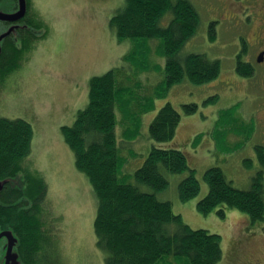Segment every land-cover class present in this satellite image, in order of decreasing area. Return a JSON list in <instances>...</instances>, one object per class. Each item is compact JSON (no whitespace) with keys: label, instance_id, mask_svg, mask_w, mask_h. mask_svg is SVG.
<instances>
[{"label":"rangeland","instance_id":"1","mask_svg":"<svg viewBox=\"0 0 264 264\" xmlns=\"http://www.w3.org/2000/svg\"><path fill=\"white\" fill-rule=\"evenodd\" d=\"M124 1L29 0L28 15L36 16L39 30L46 35L30 36L31 41L25 47L17 40L19 52L14 51L7 40H2L5 52L0 57V114L22 117L31 122L34 129L31 150L21 162L23 173L28 177L19 184L26 181L30 196L40 195L41 185L46 187L44 198L36 211L34 209L36 224L32 221L24 235L27 246L23 249L29 254L38 244L40 248L32 258L44 256V264H104L93 227L97 199L87 176L74 165L73 152L63 139L61 126L71 124L76 111L87 104L90 77L119 66L128 51L130 42L117 40L109 25L111 15ZM192 2L199 12L200 24L195 35L180 50V55L198 52L211 59L218 58L221 71L211 82L194 84L185 79L170 88L164 102L170 101L179 110L181 104L194 102L198 109L194 114H183L176 136L162 144L191 151V165L201 187L195 197L183 202L178 199L177 191L182 173H168L169 185L158 196L170 200L173 210L192 228H204L221 235L223 256L217 264H264V220L251 222L245 212L232 207L225 208L224 216L217 213V208L202 213L196 207L208 190L202 177L207 167L220 165L239 188H248L260 167L254 145L264 144V63L255 62L258 55L253 46L241 58L254 62L255 71L253 69L248 76L237 73L236 55L242 43L238 34L242 27L236 24L237 19L223 20L211 38L206 25L216 16L218 2ZM170 19L171 14L166 13L160 24L166 25ZM253 24L252 29L258 26L257 21ZM6 26L7 31H12L16 24L0 20V28L4 30ZM36 30L35 35L38 34ZM157 42L156 39L151 41L144 60L146 66L140 68L138 65L129 73V84L137 96L150 94L163 81L165 56L157 53ZM13 62L17 67L7 77H2ZM212 96L217 97L208 100ZM162 102L163 99L156 98L155 109H159ZM136 105L132 106L138 107L135 111L140 103ZM228 107L232 111L235 109L231 112L237 120L230 119L224 125L225 135L218 139L217 119ZM152 111L140 115L141 128L133 137L134 143H126L128 150L122 152L131 169L140 165L139 153L147 152H139L136 147L149 140L147 123ZM116 116V133L122 141L128 126L124 121L128 119L118 107ZM197 136L198 141L192 145ZM136 161L138 164L133 167ZM31 177H36L38 183L33 184ZM13 192L10 200L21 203V199L15 198L17 191ZM27 201L24 208L32 203ZM26 210L33 215L32 207Z\"/></svg>","mask_w":264,"mask_h":264},{"label":"trees","instance_id":"2","mask_svg":"<svg viewBox=\"0 0 264 264\" xmlns=\"http://www.w3.org/2000/svg\"><path fill=\"white\" fill-rule=\"evenodd\" d=\"M25 2L23 18L3 38L17 52L21 50L20 45L25 47L31 41L30 36L42 33L36 16L28 15L29 0ZM18 6L19 0H0V10L13 11ZM166 13L171 14V19L168 24L161 25L160 20ZM199 24L200 15L192 0H125L111 15L109 25L117 40L130 42L128 51L119 66L90 77L87 104L76 111L71 124L61 126L63 139L73 152L74 165L87 176L97 199L93 227L104 264H217L222 259L220 234L192 228L180 213L173 210L170 200L158 196L169 185L168 173H182L177 191L178 199L183 202L195 197L201 187L191 165V151L162 144L176 136L183 114H194L198 109L194 102L181 104L180 110L170 101L164 102L170 88L185 79L194 84L211 82L221 71L218 58L211 59L198 52L180 55V50L195 35ZM214 25L208 22L206 25L211 38L215 34ZM35 26H38L37 30ZM45 35L43 31L41 37ZM19 38L20 45L17 44ZM154 39L158 40L157 53L165 56L164 78L150 94L137 96L129 84V73L138 65L140 68L146 66L144 60ZM240 50L236 55L235 69L240 75L248 76L255 67L241 58L246 52L243 42ZM3 52L2 46L0 57ZM16 67L13 62L6 70L7 74L1 76L7 77ZM156 98L163 99L159 109L154 106ZM139 103L140 107L135 111L138 107L134 109L132 106ZM117 107L128 119L124 121L128 126L123 132L125 138L121 136L122 141L116 133ZM150 110L156 112L147 127L148 139L153 143L145 154L139 153L141 164L131 169L122 152L128 150L126 143L133 141L141 128L140 115ZM231 111L232 108L228 107L219 113L218 139L227 131L224 125L235 118ZM236 120L232 119L233 122ZM33 138L31 122L22 117L0 114V193L2 200L11 204L0 206V216L3 222L15 224L23 243V254V247L27 246L24 235L32 221L33 225L36 224L34 209L36 211L46 192L45 185H41L40 195L30 196L26 181L19 184L28 177L23 173L21 162L29 154ZM198 139L199 136L192 145ZM254 150L260 167L253 174L248 188L234 186L220 165H211L204 170L202 177L208 190L196 203L200 212L208 213L217 208V213L224 216L225 208L232 207L245 212L251 222L264 220V144H255ZM31 182L38 183L37 178L31 177ZM13 191H17L15 198L21 199V203L10 200ZM27 200L32 203L24 208ZM31 207L33 215L26 210ZM39 248L35 244L29 253L31 264H44V256L32 258Z\"/></svg>","mask_w":264,"mask_h":264},{"label":"flooded vegetation","instance_id":"3","mask_svg":"<svg viewBox=\"0 0 264 264\" xmlns=\"http://www.w3.org/2000/svg\"><path fill=\"white\" fill-rule=\"evenodd\" d=\"M218 2L216 16L208 20V23H215L217 27L223 20L231 18L237 19L236 24L242 27L238 30L239 37L246 45V51L255 49L256 54H263V60H255L257 64L264 63V0H216ZM259 17V18H257ZM254 21L258 26L254 29ZM25 24V23H24ZM26 25V24H25ZM3 27L0 28V32ZM21 41V39L19 38ZM253 42H251V41ZM256 55V56H257ZM251 67H255L253 62H249ZM255 69V68H254ZM10 203L1 198L0 206H7ZM11 205V204H10ZM0 264H31L28 253L22 254V241L16 233L13 222H3L0 216Z\"/></svg>","mask_w":264,"mask_h":264},{"label":"water","instance_id":"4","mask_svg":"<svg viewBox=\"0 0 264 264\" xmlns=\"http://www.w3.org/2000/svg\"><path fill=\"white\" fill-rule=\"evenodd\" d=\"M25 11H26L25 0H19L18 10H16L15 12H10V13L0 11V19L1 20H7V21H15V20L22 18L25 14ZM8 33H9V31L1 34L0 39L5 37ZM262 60H263V54L261 53L258 56V61H262Z\"/></svg>","mask_w":264,"mask_h":264},{"label":"crops","instance_id":"5","mask_svg":"<svg viewBox=\"0 0 264 264\" xmlns=\"http://www.w3.org/2000/svg\"><path fill=\"white\" fill-rule=\"evenodd\" d=\"M153 115H154V111L151 112V113L149 114V120H148V123H149V121L151 120V118H152ZM148 123H147V124H148ZM145 130H147V128H146ZM131 143H134V141H131L129 144H131ZM150 144H151L150 140L147 141V144H143V142H141L140 144L137 145L136 149L139 150V152H140V150L146 152V150H148V147L150 146ZM143 154H145V153H143ZM141 155H142V154H141ZM138 162L141 164V162H142V157H140V158L138 159ZM137 164H138V163H137V161H136V163H135V165H134L133 167L137 166Z\"/></svg>","mask_w":264,"mask_h":264}]
</instances>
